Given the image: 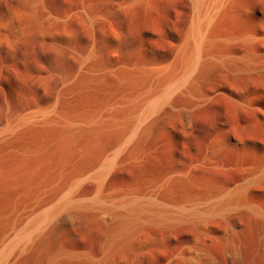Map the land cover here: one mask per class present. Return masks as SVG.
<instances>
[{"label": "bare ground", "instance_id": "1", "mask_svg": "<svg viewBox=\"0 0 264 264\" xmlns=\"http://www.w3.org/2000/svg\"><path fill=\"white\" fill-rule=\"evenodd\" d=\"M154 1L105 0V3L110 17L122 20L128 8L153 12ZM180 1V24L174 34L155 32L157 35L147 37L148 47L140 53L142 60L110 64L108 68L100 66L96 44L107 36L102 32L94 34L101 16L97 11L87 15L83 23L90 31L89 44L70 50L65 43L62 49L64 62L73 58L77 65L73 75H64L60 80L61 93L76 94V99L61 100L59 94L49 96L40 113L15 118L0 127V145L9 147V155H3L0 164L26 167L17 179L18 186L21 185L20 198L31 208L58 185L68 169L86 167L85 172L71 178L66 191L57 199L42 205L37 212L30 210L20 224L13 220L11 228L0 237V264H12L18 260L17 256L29 250V245L57 228L63 218L60 213L66 207L91 215L107 227L102 256L87 264H101L121 254L148 223L198 221L214 213L225 225V239L239 235L242 217L248 221L245 225L259 224L257 234L264 238V209L260 202L249 201L254 189H264V138L259 140L264 137V0ZM112 31L121 41L127 38L117 28ZM117 40L118 49L122 44ZM102 75L109 77L107 83ZM203 84L205 90L201 91ZM217 97L225 98L227 103L220 124L223 153L233 155L241 149L252 150L262 157V162L245 170L233 186L221 185L216 203L202 211L189 212L184 208L186 212H173L155 205L157 199L152 198L157 195L152 198L149 195L143 201L136 194L118 200H110L103 194L110 171L134 158L136 147L154 127L179 119L184 129L191 130L195 114ZM69 103L74 105L67 106ZM88 179L93 181L92 196L83 198L79 186ZM75 215L78 216L71 212L67 217ZM230 248L222 257L207 250H188L174 254L163 264H238L247 259V253L232 245Z\"/></svg>", "mask_w": 264, "mask_h": 264}, {"label": "rangeland", "instance_id": "2", "mask_svg": "<svg viewBox=\"0 0 264 264\" xmlns=\"http://www.w3.org/2000/svg\"><path fill=\"white\" fill-rule=\"evenodd\" d=\"M154 4L157 8L153 6L156 9L153 12L128 8L122 20H119L110 17L105 0H0V127L15 118L40 113L49 96L54 98L59 94L61 100L76 99V94L69 92L70 95L62 96L61 93L60 80L64 75H73V68L77 65L73 58L64 62L62 49L65 43L70 50H79L81 46L89 44L90 31L83 21L95 11L101 19L96 24L99 26L94 34L102 32L107 36L96 43L99 46L100 66L108 68L110 64L117 66L122 62L142 60L140 53L148 47L147 37L163 30L174 34L180 24V0H155ZM115 27L127 36L125 40L121 41L114 34L112 30ZM116 40L122 44L121 47L117 46L118 49ZM102 78L104 82L109 80L108 76L102 75ZM205 86L202 85L201 91L203 88L205 90ZM225 100L217 97L205 103L195 114L191 130L184 129L179 119L154 127V131L136 147L138 151L135 150L134 158L110 171L103 194L110 200L136 194L146 201L157 195L151 197L157 199L154 200L155 205L173 212L185 209L189 212L202 211L216 203L221 185L233 186L244 176L245 170L262 162V157L252 150L241 149L233 155L223 153L220 124L227 106ZM235 135L239 137L237 130ZM6 154L9 155V147L0 145V161ZM85 168L75 166L68 169L58 185L31 208L32 205L23 203L20 198L21 185L18 186L17 179L20 172L26 171V167L0 164V237L11 228L14 219L16 224H20L30 210L37 212L41 210L40 207L43 208L42 205L57 199L80 172L86 171ZM93 188L92 179H88L80 184L79 195L90 198ZM251 195L249 201L260 202L264 209V189L257 187ZM71 212L78 216L67 217ZM60 217H63L60 219L62 222L57 228L34 241L27 247L29 250H25L26 254L22 252L20 257H16L17 262L13 263L87 264L102 256L107 227H103L105 225L101 220L71 207H66ZM202 220H205L204 223ZM202 220H195L198 224L192 219L169 224L148 223L121 254L101 264H163L168 258L188 250H207L222 257L231 251L230 245L247 253V259L241 264H264V238L257 234L259 224L245 225L248 221L242 217L244 226L239 229L238 236L226 238L230 239L229 244V240L224 238L225 225L217 213ZM200 246L202 249H199ZM250 254L256 259L253 256L252 259Z\"/></svg>", "mask_w": 264, "mask_h": 264}]
</instances>
